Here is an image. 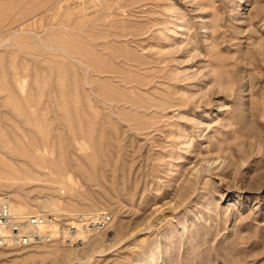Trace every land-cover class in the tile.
<instances>
[{
    "label": "rangeland",
    "instance_id": "1",
    "mask_svg": "<svg viewBox=\"0 0 264 264\" xmlns=\"http://www.w3.org/2000/svg\"><path fill=\"white\" fill-rule=\"evenodd\" d=\"M0 193V264H264V0H0Z\"/></svg>",
    "mask_w": 264,
    "mask_h": 264
},
{
    "label": "built area",
    "instance_id": "2",
    "mask_svg": "<svg viewBox=\"0 0 264 264\" xmlns=\"http://www.w3.org/2000/svg\"><path fill=\"white\" fill-rule=\"evenodd\" d=\"M73 224L64 228L67 234L92 232L103 228L108 215L103 212H92L87 215H76ZM56 221L50 213L17 214L10 209L7 194L0 193V246L32 247L47 244L53 240V234L41 225Z\"/></svg>",
    "mask_w": 264,
    "mask_h": 264
},
{
    "label": "bare ground",
    "instance_id": "3",
    "mask_svg": "<svg viewBox=\"0 0 264 264\" xmlns=\"http://www.w3.org/2000/svg\"><path fill=\"white\" fill-rule=\"evenodd\" d=\"M15 207H17V206H15ZM15 207H11V203H10V209H11V211L14 212V213L20 214L21 213V210L19 208H21V207H19V208L18 207L15 208Z\"/></svg>",
    "mask_w": 264,
    "mask_h": 264
}]
</instances>
